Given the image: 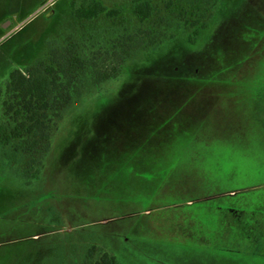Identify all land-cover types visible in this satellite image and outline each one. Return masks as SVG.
Wrapping results in <instances>:
<instances>
[{
	"label": "rangeland",
	"instance_id": "obj_1",
	"mask_svg": "<svg viewBox=\"0 0 264 264\" xmlns=\"http://www.w3.org/2000/svg\"><path fill=\"white\" fill-rule=\"evenodd\" d=\"M70 1L0 0V85L50 44L155 34L114 79L78 72L48 148L1 170L0 264H81L93 245L118 264H264V0H151L143 24L132 0L93 21Z\"/></svg>",
	"mask_w": 264,
	"mask_h": 264
},
{
	"label": "trees",
	"instance_id": "obj_2",
	"mask_svg": "<svg viewBox=\"0 0 264 264\" xmlns=\"http://www.w3.org/2000/svg\"><path fill=\"white\" fill-rule=\"evenodd\" d=\"M122 12L118 7L108 8L100 0H71L69 3V14L75 21H93L100 17L115 19ZM129 13L143 24L153 16L155 7L151 0H132ZM199 33V29L193 30L188 37L190 45L196 44ZM150 34H155V31L138 30L120 36L111 46L87 54L77 51L75 43L61 46L50 44L47 58L43 61L25 70H10L6 81L0 85V172L12 168L19 155H31L41 145L44 149L48 148L49 113L62 110L72 99L75 93L74 78L78 72L83 71L95 87L116 78L132 53L151 43L148 41ZM132 97L127 104L138 101L139 93L133 92ZM89 154L94 161L101 158L94 150ZM38 173L39 170L30 167L22 174L34 180L38 178ZM42 196L47 200L53 198L54 194ZM262 236L260 234L259 237ZM81 264L118 262L115 256L98 251L93 245L87 249Z\"/></svg>",
	"mask_w": 264,
	"mask_h": 264
},
{
	"label": "flooded vegetation",
	"instance_id": "obj_3",
	"mask_svg": "<svg viewBox=\"0 0 264 264\" xmlns=\"http://www.w3.org/2000/svg\"><path fill=\"white\" fill-rule=\"evenodd\" d=\"M55 196V195H54ZM54 196H53V198H54Z\"/></svg>",
	"mask_w": 264,
	"mask_h": 264
}]
</instances>
